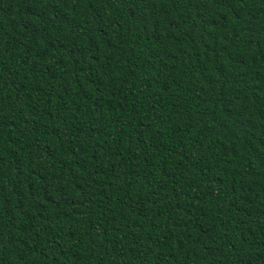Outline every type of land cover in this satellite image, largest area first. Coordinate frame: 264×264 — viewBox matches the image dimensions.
<instances>
[{
  "label": "trees",
  "instance_id": "trees-1",
  "mask_svg": "<svg viewBox=\"0 0 264 264\" xmlns=\"http://www.w3.org/2000/svg\"><path fill=\"white\" fill-rule=\"evenodd\" d=\"M0 264H264V0H0Z\"/></svg>",
  "mask_w": 264,
  "mask_h": 264
}]
</instances>
